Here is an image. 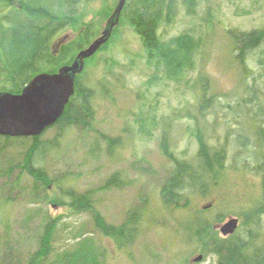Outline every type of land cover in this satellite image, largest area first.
I'll return each instance as SVG.
<instances>
[{
    "label": "rangeland",
    "instance_id": "1",
    "mask_svg": "<svg viewBox=\"0 0 264 264\" xmlns=\"http://www.w3.org/2000/svg\"><path fill=\"white\" fill-rule=\"evenodd\" d=\"M117 2L82 4L78 28L61 31L53 45L78 39L82 22L94 21L93 41ZM230 29H264V0H197L192 14L180 4L174 19L162 25L164 37L190 32L202 47L179 82L150 65L141 37L129 24L115 30L111 41L85 63L83 82L95 89L90 125L65 129L61 135L58 126L51 127L41 138L52 146L42 167L53 184H38L34 191L35 179L22 167L31 139L9 141L0 157V168L10 167L12 173L0 177V201L14 199L0 208V264H30L45 249L43 236L48 251L37 264H218L219 255L189 241L176 218L204 214L214 226L211 236L223 238L246 236L256 219L264 232V178L253 153L256 136L264 129V64L259 60L264 46L249 55L243 68ZM200 75L205 82L199 83ZM201 98L203 113L195 107ZM198 127L209 143L226 150L221 184L206 195L194 194L190 206L169 211L161 190L173 162L163 154L160 139L169 131L175 153L193 159L199 144L192 133ZM114 138L121 143L111 151L109 140ZM115 174L121 185H108ZM69 185L88 194L91 206L68 205L62 187ZM145 201L148 221L128 247H120L97 225L120 226ZM230 217L239 218V227L225 237L219 227ZM259 238L257 243H264V234ZM200 254L203 260L193 262Z\"/></svg>",
    "mask_w": 264,
    "mask_h": 264
},
{
    "label": "trees",
    "instance_id": "2",
    "mask_svg": "<svg viewBox=\"0 0 264 264\" xmlns=\"http://www.w3.org/2000/svg\"><path fill=\"white\" fill-rule=\"evenodd\" d=\"M92 1L94 0H0V92L20 93L35 75L41 72H55L64 65L72 64L77 53L91 43L96 30L95 22H82L79 38L62 44L56 53L53 40L68 27L78 28L83 12L81 5L84 6ZM180 4L185 5L192 14L195 12L197 0H127L120 23L115 28L116 30L125 23L129 24L141 37L150 65L155 66L157 71H161L166 77L178 82L193 67L195 54L202 47L201 39L190 32H183L170 38L164 37L165 33L161 31L162 25L174 19ZM229 36L235 57L239 64L244 66L243 68H246L245 60L249 55L264 46V29L251 31L230 29ZM110 41L111 39L100 50ZM262 54L259 60L264 64V48ZM94 56L86 59V62ZM84 73L85 71L77 75L75 94L67 104L63 115L52 126L60 128L59 135L63 134L65 129L86 128L93 119L95 89L83 82ZM198 81L205 82V79L200 75ZM203 89L205 93L206 88ZM195 107L199 113H203L204 98H201ZM198 129L192 133L199 144L198 152L193 159L181 158L175 153L169 131L165 130L160 139L163 154L173 162V167L161 190L164 206L169 211L190 206L194 194L206 195L213 187L221 184L220 180L225 172L226 150L213 146L202 130L199 127ZM43 134L36 137L0 136V141H5L3 144L0 142V157L7 149L9 141L32 140L22 167L35 179L34 191L38 184L46 188L53 184V178L47 174L44 166L42 167L43 159L52 147L49 142H42ZM119 143L121 138L110 139V150L112 151ZM254 143L253 153L260 163L259 170L264 178L263 128L257 134ZM52 145L53 147L56 145L54 141ZM7 175H12L10 167L0 168V177ZM121 183L122 180L115 174L107 184L120 186ZM62 193L70 199L66 202L72 207L91 206L89 195L77 192L72 185L62 187ZM13 201L14 199L7 197L0 201V208L13 204ZM144 207H147L146 201L139 209L131 210L120 226L106 224L103 221H97V225L120 247H128L141 235L144 224L146 226L148 219L143 215ZM200 212V214L204 213V211ZM176 222L184 229L189 241L195 240L211 247V250L219 255L218 264H264V243H257V238L264 232L257 219L253 231L250 230L246 236L236 238H233V235L229 238L211 236L210 228L214 226L212 220L204 214L202 216L195 214L190 219L176 218ZM49 227L50 225L47 230L50 229ZM46 241L45 249L37 252L30 264H37L46 256L49 244L47 236H43L42 243Z\"/></svg>",
    "mask_w": 264,
    "mask_h": 264
},
{
    "label": "water",
    "instance_id": "3",
    "mask_svg": "<svg viewBox=\"0 0 264 264\" xmlns=\"http://www.w3.org/2000/svg\"><path fill=\"white\" fill-rule=\"evenodd\" d=\"M126 2L118 0L102 34L81 49L72 64L64 65L55 72L35 75L20 93L0 92V136H40L58 121L75 94V80L84 71L86 59L94 56L111 39ZM63 42L61 40L58 45H53L55 53ZM238 227L239 218L230 217L220 225L219 230L227 237L234 234ZM203 258L200 254L193 262H200Z\"/></svg>",
    "mask_w": 264,
    "mask_h": 264
}]
</instances>
